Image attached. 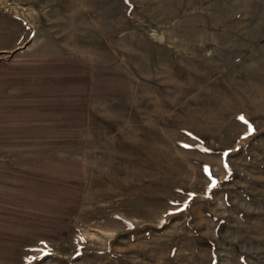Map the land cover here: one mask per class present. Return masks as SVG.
Instances as JSON below:
<instances>
[{
	"label": "rangeland",
	"instance_id": "374dc122",
	"mask_svg": "<svg viewBox=\"0 0 264 264\" xmlns=\"http://www.w3.org/2000/svg\"><path fill=\"white\" fill-rule=\"evenodd\" d=\"M24 41L0 52V130L22 117L40 154L4 137L1 158L51 163L71 204L20 264H264V0H0V49ZM55 61L71 106L17 115Z\"/></svg>",
	"mask_w": 264,
	"mask_h": 264
},
{
	"label": "crops",
	"instance_id": "0c3cea01",
	"mask_svg": "<svg viewBox=\"0 0 264 264\" xmlns=\"http://www.w3.org/2000/svg\"><path fill=\"white\" fill-rule=\"evenodd\" d=\"M26 44V41H24L22 45H17L11 48V50L0 49V52H7L11 56L25 48ZM25 66H28V64H18V68L20 69ZM45 66L48 69L47 72L45 70L44 72L40 71L39 77L33 83L23 82L22 80L21 83H16L13 87L17 92L15 99L16 114L19 111L20 115L24 116L23 108L29 107V105L34 106L38 102L41 107L46 106L48 100L50 102L51 98L56 99V95L60 93H62L59 96L62 99L63 106H71V92L73 90L69 86L70 78L63 77L66 73L64 64L60 61H55ZM40 67H43V65H40ZM57 74L62 77L60 78L59 86H57V83L52 82L54 79L51 78V75ZM108 76L109 78L102 80L103 82H95L96 92L100 93L101 91H105L106 88L112 94H119L122 84L118 80L112 79L116 78L114 75L108 74ZM28 95L31 96V99L28 98ZM7 102H9L7 106L10 107L12 102ZM67 102L68 104H66ZM23 121L22 117L18 118L17 116L16 131L10 133L9 131L0 130V141H4V137L8 140L14 139V144L19 146V148L15 147V154H18L19 149L20 155H39L40 152L37 151L39 144L31 145L33 151L28 153L23 152L24 140H40L38 138L40 133H38V130H34V128H32L30 139L27 137L28 132L24 131ZM36 123L39 122L35 120L31 121V124ZM1 145L4 144L1 142ZM47 154L50 153L47 152ZM2 155L4 154L0 153V264H20L27 249L36 247L41 240L48 241V239L55 238L60 234L61 231L57 229L56 224V199H59V204L65 202L68 206L67 209H69L71 191L65 185H57L55 179L49 177L50 172H54L55 169V166L51 165V163L37 165L35 169L37 172L42 170L48 176L42 178H38V175L25 177L23 171L19 170L25 167L24 163H19V169L17 166L16 168L4 166V160L1 158Z\"/></svg>",
	"mask_w": 264,
	"mask_h": 264
},
{
	"label": "bare ground",
	"instance_id": "6f19581e",
	"mask_svg": "<svg viewBox=\"0 0 264 264\" xmlns=\"http://www.w3.org/2000/svg\"><path fill=\"white\" fill-rule=\"evenodd\" d=\"M159 36V39L163 40V37L161 35H158Z\"/></svg>",
	"mask_w": 264,
	"mask_h": 264
},
{
	"label": "snow or ice",
	"instance_id": "6c2138e0",
	"mask_svg": "<svg viewBox=\"0 0 264 264\" xmlns=\"http://www.w3.org/2000/svg\"><path fill=\"white\" fill-rule=\"evenodd\" d=\"M241 119H243V117H241Z\"/></svg>",
	"mask_w": 264,
	"mask_h": 264
}]
</instances>
